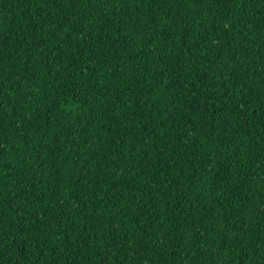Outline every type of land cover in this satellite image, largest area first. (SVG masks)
<instances>
[{
  "label": "trees",
  "instance_id": "trees-1",
  "mask_svg": "<svg viewBox=\"0 0 264 264\" xmlns=\"http://www.w3.org/2000/svg\"><path fill=\"white\" fill-rule=\"evenodd\" d=\"M0 264H264V0H0Z\"/></svg>",
  "mask_w": 264,
  "mask_h": 264
}]
</instances>
